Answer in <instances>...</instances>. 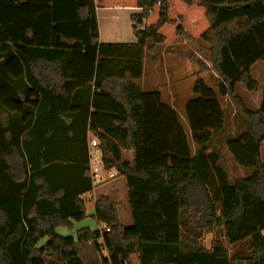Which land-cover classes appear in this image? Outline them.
I'll list each match as a JSON object with an SVG mask.
<instances>
[{"label":"trees","instance_id":"16d2710c","mask_svg":"<svg viewBox=\"0 0 264 264\" xmlns=\"http://www.w3.org/2000/svg\"><path fill=\"white\" fill-rule=\"evenodd\" d=\"M181 1L204 9L195 45L214 72L184 54L197 66L187 128L159 90L141 85L143 58L157 62L160 29L175 24L168 0H136V43L99 41L94 0H0V264H131L133 255L137 264H264V89L255 112L235 91L259 88L251 67L264 62V0ZM153 11L157 21L140 29ZM227 98L243 121L232 136ZM89 136L103 167L125 180L132 225L103 195L93 215L107 229H78L75 241L56 228L83 220L81 196L101 183ZM220 136L244 176L229 180Z\"/></svg>","mask_w":264,"mask_h":264},{"label":"crops","instance_id":"0c3cea01","mask_svg":"<svg viewBox=\"0 0 264 264\" xmlns=\"http://www.w3.org/2000/svg\"><path fill=\"white\" fill-rule=\"evenodd\" d=\"M94 2L96 5L95 14H96L100 42L102 43H136L137 42V38L135 37L132 31V24L130 20V16L132 14H139L141 12V8L137 6L136 0H94ZM168 2L170 4V9H169V16H170V11L173 9L172 8L173 4L171 3L170 0H168ZM180 7L181 8L179 9V12L181 11V14L177 12L175 17H170V19L178 20L177 24H181L185 33L189 34L193 40H187L186 38H184V36H177L175 30L174 38L170 42H168L167 38L161 33L165 37V41L164 44L156 51L158 58L157 62L153 63L151 61L152 54L148 52L146 53V55L150 59L149 60L150 63L153 66V70L154 71L157 70L160 73V79L156 80L155 77L153 78L149 76L145 77V73H144L142 77L141 85L143 91H145L144 87H146L147 89L146 91L159 90V87L161 88L162 86L169 88L173 97L168 98L169 100H167V102L165 103L169 104L171 107H173L176 110L178 115L181 117L185 128H187L184 111L187 101L192 96L183 95V91L185 88L184 86L186 85V74L182 72V70H184L186 67V62L184 61L186 58L184 54L186 51L189 50L195 51L196 40L199 39L200 35L208 28V23L204 16V9L198 5V1H194L193 5L191 6L185 5V7H183L182 5H180ZM153 13H155V11H153ZM179 19H181L182 21H180ZM202 24H203V28L201 27ZM144 27L139 26L140 29ZM171 58L174 59L182 58L183 61L182 60L180 61L178 59V61H180L181 64L178 65L177 67H173L171 65V61H172ZM255 64L256 62L253 64V66ZM195 72L196 69H194L192 73L193 77H196L194 78L192 84L194 83L195 79H197ZM209 72L211 73V70ZM205 74H208V71ZM199 77H203L204 79H206L203 74H200ZM263 89H264V84L262 86L259 83V88L257 90L259 91L258 97L249 96L246 100H244L240 95H238L241 98L247 110L251 112H255L260 109ZM188 91H189L188 94H190L191 93L190 88L188 89ZM257 91H251V92H257ZM160 93H161L162 101L164 102L162 96L164 95V93L161 91ZM223 100L227 101L228 98ZM230 107L232 108V111H234V108L231 103H230ZM249 107H253L252 110ZM91 139H93V137L90 138V140ZM263 145L264 143L261 146V159H262ZM125 155H127V157H125ZM122 158L125 161L132 162L134 159V151L130 148H123ZM110 172L116 173L115 170L105 169L102 165V169L100 170V175L102 178L101 183L96 185L91 191L81 196V198L85 201V206H86L85 218L81 221H72L73 223L72 229H69L64 226H58L56 228V232L59 235L72 236L73 239L76 241V231L78 229L81 228H88L90 230L101 229L103 224L99 223L94 218L93 214H94V204L96 200L103 195L108 196L116 203L121 223L124 226L132 225V217L128 205L127 187L125 184V180L121 176H117L109 179L108 174ZM210 239L205 244L206 247H209ZM46 241H47V237H43L39 241L38 246L43 245ZM131 261H132L131 264H137L136 255H133Z\"/></svg>","mask_w":264,"mask_h":264},{"label":"rangeland","instance_id":"374dc122","mask_svg":"<svg viewBox=\"0 0 264 264\" xmlns=\"http://www.w3.org/2000/svg\"><path fill=\"white\" fill-rule=\"evenodd\" d=\"M171 3L173 4V9L170 11V16L169 17H175V15L177 14V12H179V9L181 8L180 5H182L183 7H185V4L180 1V0H170ZM179 14H181V11L179 12ZM180 21H182L181 19H179ZM157 21V12L155 11V13H150L149 17L147 18V20H145L143 22L142 25H140V27H144L147 25H150L152 23H155ZM203 21V19H202ZM178 23V20L175 19V24H165L164 26L161 27L160 29V33H162L168 40V42H170L174 36H175V29H176V24ZM203 28V24L201 26ZM190 53L189 55H194L198 60H200L203 65L211 70V73L214 74V72L212 71V65L211 62L207 60V58L205 57L204 53H202L197 47H195V51L189 50ZM188 52V51H186ZM185 52V53H186ZM178 59L181 61L182 58H171V65L173 67H177L178 65L181 64L180 61H178ZM149 57L147 55H145V58L143 60V66H144V73H145V77L149 76V77H155L156 80L160 79V73L157 70H153V66L149 61ZM183 61V60H182ZM186 62V67L184 70H182V72H184L186 74V85L184 86V91H183V95L184 96H192V92L190 94H188V89L192 88V82L194 80L192 73L194 71V69L197 68V66L195 64L192 63L191 60H187V58L184 60ZM157 72V73H156ZM153 73V75H152ZM156 73V74H154ZM251 74L252 77L258 81L262 86L264 84V62L263 61H258L256 62V64L251 68ZM210 77V76H207ZM211 79V78H210ZM213 79V78H212ZM188 87V88H187ZM145 91L147 90L146 87H144ZM159 90L161 92L164 93L163 96V100L164 102H167V100H169L168 98L173 97L171 94V91L169 88L162 86L161 88L159 87ZM236 91L238 93V95H240L244 100H246L249 96H259V91L257 92H251L249 90H247L245 88V86H243L242 84H238ZM223 104L230 106L229 100L224 101L222 100ZM178 104V103H177ZM251 110L253 107H249ZM228 108L226 107V110ZM228 112V116L226 117V124H225V128H226V133H228V136H232L234 135L236 132H238V130L240 131V129H242L243 126V121L241 120L239 114H234V111H232V109ZM89 138H92V136H89ZM94 138V137H93ZM215 142H217L218 147L220 148L221 154H222V166L225 169V171L227 172V175L229 177V180H234L236 177L239 176H244L246 174V171L239 167L232 159L230 153L228 152V150L226 149L225 146V139L224 137H219L215 140ZM262 159L264 161V145L262 147ZM125 157H127V155H125ZM200 196V195H199ZM211 233L206 234L205 236H203V243L206 244L210 237H211ZM244 247H246L245 245H241L238 246L237 248L230 250V254L233 253V251H240L242 249H244ZM133 258V256H132ZM132 263V261H131Z\"/></svg>","mask_w":264,"mask_h":264},{"label":"built area","instance_id":"2783aa9c","mask_svg":"<svg viewBox=\"0 0 264 264\" xmlns=\"http://www.w3.org/2000/svg\"><path fill=\"white\" fill-rule=\"evenodd\" d=\"M97 144L98 143L95 138L91 139V141L89 142L90 174L94 183H98L102 181L100 175V170L102 169L101 154H100V150L97 148ZM114 176H115L114 172H110L108 174L109 179L113 178ZM102 228H106V226L103 225Z\"/></svg>","mask_w":264,"mask_h":264}]
</instances>
